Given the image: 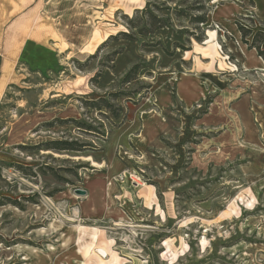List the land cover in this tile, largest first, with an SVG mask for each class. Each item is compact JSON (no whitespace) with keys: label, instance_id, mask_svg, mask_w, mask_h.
<instances>
[{"label":"rangeland","instance_id":"obj_1","mask_svg":"<svg viewBox=\"0 0 264 264\" xmlns=\"http://www.w3.org/2000/svg\"><path fill=\"white\" fill-rule=\"evenodd\" d=\"M244 2L247 16L236 17V24L264 30L255 1ZM164 5L170 10L155 9ZM136 9L173 18L171 28L153 37L161 45L142 46L147 38L139 36L136 42L111 41L97 52L126 29L124 15ZM175 9L186 14L176 20ZM45 11L56 26L61 70L24 72L0 103V264H264V66H245L241 46L251 48L242 35L228 34L209 6L201 40L190 37L189 12L177 0H46ZM134 63L141 64L138 79L122 86ZM98 71L101 77L91 82ZM181 86L200 95L192 103L181 96ZM121 90L127 94L112 100L122 109L119 117L82 106L83 99H109ZM56 118L84 120L104 135L74 123L47 126ZM154 127L172 150L154 148ZM130 130L137 142L125 139ZM117 133L132 155L122 146L108 155ZM63 138L91 148H31ZM112 164L121 168L114 177L135 172L155 186L162 210L173 198V218L161 220L147 209L136 221H122L118 209L104 220L83 218L78 200L87 195L75 188H107L113 180L103 172ZM121 182L110 186L113 198L128 188V180ZM171 187L174 193L166 194ZM14 200L24 209L8 203Z\"/></svg>","mask_w":264,"mask_h":264},{"label":"crops","instance_id":"obj_2","mask_svg":"<svg viewBox=\"0 0 264 264\" xmlns=\"http://www.w3.org/2000/svg\"><path fill=\"white\" fill-rule=\"evenodd\" d=\"M207 1L209 6L213 7L215 16L219 19V22H222L226 27L227 33L236 37V39H241V32L236 24V17L247 16L244 0ZM254 1L256 6H254L253 12L264 22V0ZM45 9L46 0H0V103L9 86L21 79L24 72L47 73L61 70V51L55 42L56 26L53 20L46 14ZM223 41L226 42V39ZM244 46L245 44L241 46L244 56L239 54L241 55V59L245 61V66L248 68H260L264 66V60L258 55L257 51L249 48L245 50ZM194 85L197 84L194 83ZM184 88V86L180 87L181 96L188 98L193 103L196 99L195 97L200 95L199 89L193 95H188ZM188 99L186 100L188 101ZM246 116L250 118V113L248 112ZM133 120V118L130 119L131 125L135 124L134 127L137 131L138 124ZM249 125L251 126V122ZM172 130L174 131V129ZM130 131L127 132L125 139L127 140L128 138V140H133L130 142H137V139H132L135 132ZM152 131L153 135L149 136V140L152 142L151 144L154 148L156 147L167 152L172 150V148L162 142L161 130L158 127H154ZM117 134L113 135L110 140L108 155L112 156V153L117 151L118 146H122L125 154L132 155L131 151L128 150L129 147L124 145L121 139L122 133ZM176 139L177 136L175 135ZM229 140L234 139L229 138ZM120 169L119 165L113 166L112 164L107 171L105 170L106 173L103 172L106 175L104 177L106 181L113 180L108 184L107 188L106 186L97 188L100 191L92 188L86 189L88 192L86 198L78 200L83 218L89 221L104 220L111 218L109 214L116 209L124 215L122 221H136L135 216L137 217L140 214L141 209L151 211L154 213V216H160L161 220L173 218L175 208L173 198L167 203L166 209L162 210L159 203L160 192L155 186L144 184L141 188H145L140 192V186H132L129 174L126 171L122 172L121 177H114ZM121 180H128V188H125L122 193L119 192L116 198H113L115 191H112L113 189L110 186L114 184L121 187ZM110 190L112 193H110ZM168 190L171 193L167 191L166 194L174 193L173 187Z\"/></svg>","mask_w":264,"mask_h":264},{"label":"trees","instance_id":"obj_3","mask_svg":"<svg viewBox=\"0 0 264 264\" xmlns=\"http://www.w3.org/2000/svg\"><path fill=\"white\" fill-rule=\"evenodd\" d=\"M172 2H175L176 0H170ZM177 2L180 4V6H184L185 10L189 12V23L193 27V31H189L188 35L190 37H194L196 40L200 41L202 38V29L201 25L206 24L209 20V5L207 0H177ZM156 10H170V7L163 6L161 8L155 7ZM175 19L178 20V17L185 15V11L175 9L173 12ZM124 18L126 19V29L121 30L115 35H110L107 40H105L102 45L99 47L98 51L102 48V46H105L107 43L111 41H119V40H126L129 42H136L138 41L139 36H145L147 38V41L143 43L142 46H160L161 41H153V37L155 33L161 29H168L173 26V18L170 15H157L152 10H146L145 12H142L140 9H136L134 14L132 16L125 14ZM237 26L239 28V31L242 35V40L244 43L248 44L251 49H256L259 56H261L264 60V30L258 29L256 32H253V28L248 27L241 22H237ZM200 32V33H199ZM252 40H249V37L252 36ZM190 37L188 40H190ZM175 48H183L184 46L181 43H176ZM164 51L168 55H174V51H168L164 48ZM95 53L93 55H90L88 57V60L93 59L97 57L98 53ZM123 52V48L115 50L113 53V57H115L118 54H121ZM141 64L140 63H134L125 73L124 77L122 78L121 85L125 86L131 82H134L138 79V73L140 70ZM101 77V72L98 71L94 77L91 78V82H97L98 79ZM127 93L123 90L118 92H111L110 98L107 99L105 97H101L97 100H87L83 99L82 106L89 109V108H95L99 110L100 114L103 116H106L102 110L103 108L108 109L115 117L120 116L121 107L117 106L115 103H113L112 100H116L122 95H126ZM107 117V116H106ZM56 122H59L61 124H67V123H74L80 130H83L84 132H87L88 134H96L99 136H103L104 134L101 133L100 127H95L93 124H89L88 122L84 120L74 119V118H68V119H61L56 118L52 122L48 123L47 126H54ZM35 150H47V151H54L57 153L63 152V151H85L87 149L91 148L90 143H86L80 139H72V138H63V139H53L46 142H42L37 145H33L31 147ZM22 168V167H21ZM68 170V169H67ZM1 173V169H0ZM62 180H66L63 177ZM160 197V194H159ZM25 200L27 202H32L33 198L32 196H25ZM3 203V202H2ZM1 203V204H2ZM8 203H12L15 206H17L20 209H24V205H21V203H18L17 200L10 201ZM5 204V203H3Z\"/></svg>","mask_w":264,"mask_h":264},{"label":"built area","instance_id":"obj_4","mask_svg":"<svg viewBox=\"0 0 264 264\" xmlns=\"http://www.w3.org/2000/svg\"><path fill=\"white\" fill-rule=\"evenodd\" d=\"M120 177H121V175H120ZM129 177H130V181H131L132 186H138L140 184H146V182L144 181V177L139 173L131 172V173H129Z\"/></svg>","mask_w":264,"mask_h":264},{"label":"water","instance_id":"obj_5","mask_svg":"<svg viewBox=\"0 0 264 264\" xmlns=\"http://www.w3.org/2000/svg\"><path fill=\"white\" fill-rule=\"evenodd\" d=\"M74 192L79 196H86L88 194L87 190L83 188H75Z\"/></svg>","mask_w":264,"mask_h":264},{"label":"bare ground","instance_id":"obj_6","mask_svg":"<svg viewBox=\"0 0 264 264\" xmlns=\"http://www.w3.org/2000/svg\"><path fill=\"white\" fill-rule=\"evenodd\" d=\"M263 15H264V14H263ZM51 203H52V202H51ZM49 205H51V204H49ZM57 209H58V208H57ZM67 219L74 221V218H69V217H68ZM131 227H137V226L134 225V226H131Z\"/></svg>","mask_w":264,"mask_h":264}]
</instances>
